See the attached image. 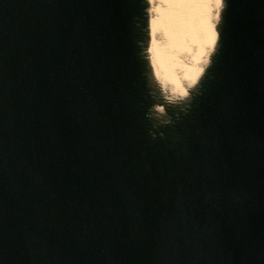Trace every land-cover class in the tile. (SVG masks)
Here are the masks:
<instances>
[{"label":"water","instance_id":"obj_1","mask_svg":"<svg viewBox=\"0 0 264 264\" xmlns=\"http://www.w3.org/2000/svg\"><path fill=\"white\" fill-rule=\"evenodd\" d=\"M153 5L0 0V264H264V0L183 93Z\"/></svg>","mask_w":264,"mask_h":264},{"label":"bare ground","instance_id":"obj_2","mask_svg":"<svg viewBox=\"0 0 264 264\" xmlns=\"http://www.w3.org/2000/svg\"><path fill=\"white\" fill-rule=\"evenodd\" d=\"M157 1V0H153ZM162 10L152 28L160 32L153 38V47L160 78L166 88L183 93L197 77L202 62L215 41L213 16L218 11V0H160ZM156 22V23H155ZM153 30V31H154ZM166 35V36H165ZM204 63V62H203Z\"/></svg>","mask_w":264,"mask_h":264},{"label":"rangeland","instance_id":"obj_3","mask_svg":"<svg viewBox=\"0 0 264 264\" xmlns=\"http://www.w3.org/2000/svg\"><path fill=\"white\" fill-rule=\"evenodd\" d=\"M157 2V12L159 13V11H161L162 10V8H161V1L160 0H157V1H155V3ZM158 9H159V11H158ZM157 17H158V15H157V13H155V18H154V21L157 19ZM159 19H160V17H158ZM213 19V18H212ZM156 23V22H155ZM166 36V35H165ZM213 36H214V32H213ZM155 37H156V39H158V40H160L161 41V43H162V39L160 38V32H158V31H155ZM156 60V59H155ZM156 63H157V66H158V62L156 61Z\"/></svg>","mask_w":264,"mask_h":264}]
</instances>
